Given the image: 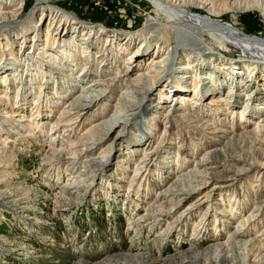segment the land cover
Masks as SVG:
<instances>
[{"label": "rangeland", "instance_id": "obj_1", "mask_svg": "<svg viewBox=\"0 0 264 264\" xmlns=\"http://www.w3.org/2000/svg\"><path fill=\"white\" fill-rule=\"evenodd\" d=\"M48 3L64 9L69 16L74 17V23L79 28L78 31L76 30L78 33L76 35L78 36L75 41L76 44L72 43L75 44L74 46L77 45L76 51H72V54L77 55V61L84 59L81 51L86 46H81L79 39L81 36L82 38L86 37L90 26H98L103 29L99 35L96 32L97 30L95 31L94 29L93 33H91L92 36L115 38L117 44L122 43L125 36L130 33L131 42L136 44L132 43L131 48H134L135 51L137 49L135 46L141 41L142 37L136 39L133 36L138 32L140 33V31H144L143 28L148 26L147 20L150 17H152L150 19L158 18L156 22L161 23L160 25L164 27L167 26L166 23L168 22L164 14L156 12L148 0H49ZM40 4V0H15L13 6H22V10L17 23L11 27L9 37L13 35L19 36L22 32L19 24L26 29L24 32L33 31L32 24L26 19L32 9L36 5L40 6ZM193 10L196 11L195 9ZM234 13H222L219 16V20L228 24L235 20V26L243 33L257 38H264L263 14L251 10H237ZM233 16H235L234 20ZM35 20L34 22L37 23ZM43 21L44 25H46L47 21ZM158 29L160 30L152 33L151 31L154 28L150 30L151 35L147 36L145 34L144 38L147 40V44H145L148 47V51L137 63V66H131L132 68L129 70H127L129 62L123 64L119 60V55L117 56V50L116 53H110L111 50L110 46L107 47L108 44L96 42L94 49L87 50V52L90 51L89 56L94 58L92 65L93 67L95 66L93 71H91L92 78L88 81L98 78V76H105V79L115 78L113 76H119L121 72L123 74L126 70H133L130 75H136L137 67H143L150 55L155 52L154 41L156 40L154 39L156 38L154 37L161 36L165 40L166 35H168L166 28ZM42 30L44 31V26ZM42 33H40V41L46 37L45 33ZM34 34L29 36H34ZM53 39L55 40L57 37ZM51 40L48 39V46L55 47L57 45L55 41L57 40ZM204 40L211 47V50H209L211 53L223 54V58L241 61L243 57H249L248 52L242 48L226 43H217L207 36H204ZM125 41L128 42L130 39L127 40L126 38ZM140 48L141 46L138 49ZM17 49V47L14 48V51L17 52ZM100 50H105V53L103 54V51L100 53ZM23 51L25 53V50L21 49V53ZM192 53H199L198 55L202 56L208 51L204 50V48H199V50H194ZM128 55H126V58ZM59 58L62 57L60 56ZM185 58L186 56H180L179 63L174 61L172 67L165 69L163 77L165 79L168 76L172 78L174 76L173 70L181 68L183 63H185ZM102 60H104L105 66H103ZM223 60L225 61V59ZM72 69L76 73H80L82 65L76 66L75 64ZM67 70L64 69L62 72L67 73ZM96 70L97 72H95ZM40 78L42 81L46 80L43 75ZM71 80L74 79L68 73L65 74L61 82L69 84ZM190 80L191 78L186 80L188 83L186 85L187 90H191L189 86ZM182 84L180 83L179 86H182ZM124 86L125 84L118 85L116 83L112 90L118 88V92H121L124 90ZM230 87L228 84L223 92L229 90L228 88ZM14 90L12 89V92ZM24 91L21 93L23 94L21 101L20 99L17 101L19 105L21 104L18 109L26 108L24 109L25 111L21 112V118L15 121L6 119L7 123L5 125L0 124V127L2 129L5 128L4 130L7 132L6 134V132L0 131V264H172V259L178 260L181 254L189 250L198 248L202 250L210 244L214 245L227 240L230 237V232L232 233L237 229L240 230L238 228L239 221L237 222V220L241 217L245 218L246 212L244 211L251 210L257 204L254 196L261 195L260 198L264 197V166H262L261 170H259V175L255 171V174L253 172L246 173L233 183V188L236 190L222 194V196L219 193H215L207 199V203L202 208H194L187 215L188 217L186 216L187 213H184L183 216L185 217L179 218L187 204L196 203L195 196L191 199V202L182 206L174 215L171 214L168 220L163 219L159 223L155 222L154 219L149 217L155 212L152 206L157 194L162 188H167L176 178L175 175H161L159 169L164 165H160L158 162L161 159H165V156L170 152L168 159L171 163L170 172H175L176 174L179 171L180 173L178 174H182L193 169L195 164L202 159V156H207L215 149H222L226 145L225 137L219 134L218 137H214L204 134L200 130H191L189 121H179L177 125L172 127L165 126L160 114L153 118L152 112H148L147 115V106H143L138 120L145 116H151L152 138L149 137V140L143 141L137 150L130 152L126 149V146L129 143H136L137 137L134 131H130L131 133L125 131V137L121 139L122 141H118L116 146H112L110 150L107 147H109L111 141L104 144L105 147L102 149H94L91 157L82 158L81 161L74 163L72 159L67 160V157L64 159L65 156L61 158L52 154L53 148H59L56 146L61 143L64 144L65 139L61 140L62 142L51 143L48 136L52 137L55 135V133H50L49 124L52 121L47 124L36 125L37 119L35 116L40 112V116L50 115L54 120H61V122L57 120L59 128L68 131L73 136L72 140L74 139V142H79L84 141L91 127L95 124V122L90 123L87 121L90 111L89 114L83 117V121L76 123L73 121L75 120L73 116L66 117V115H61L65 107L63 103L69 102V98H66V101H59L57 100L58 96L36 112V110H32L33 107H30L31 94L27 90L26 92ZM153 93L155 92H149V97ZM239 93V91L236 92V95H239ZM40 97L43 99V94ZM216 97L217 95L207 97L208 99L204 100V105L210 110L216 108L214 106ZM171 98H173V94L169 95L166 105L171 103ZM242 99L243 96H241L240 102H243ZM175 103L177 104L178 102L173 101L171 104ZM262 103L264 102L259 100L252 105V108L254 110L256 106L260 108ZM46 107L48 108L46 109ZM97 108V105L94 106L92 111ZM186 108L189 109V107ZM195 108L189 109V111L193 112L192 117L199 116L198 118H201L204 122L211 121L210 126L214 125L218 129H225L230 134L236 131L234 134L238 135L247 131L243 129L245 127H248V129L255 128L256 120L264 115V111L257 115L255 113L253 121L245 126L238 124L242 120L237 116H232V118L223 116V118H226L224 120L222 118L223 121H219L215 116L209 119L211 116L203 113L205 109L202 106L201 108L199 107V111ZM112 109L113 107L110 106L103 110L102 113L108 117ZM160 113H162V110ZM33 118H35V122L31 124ZM237 120L238 122H236ZM20 125H23L24 129ZM261 128L264 129V125ZM47 130H50L48 131L49 135ZM71 131L73 132L71 133ZM56 139L58 140L59 138L56 137ZM259 144L261 147L260 153L263 154L264 142L261 140ZM67 145L69 143L61 145L59 149L69 148L70 145ZM150 152H155V164L158 166L149 168L150 171L146 174L137 173L136 165L140 158L143 157V153L147 154ZM91 159L96 161V165L88 167V165H85V161H90ZM69 163L72 165H69ZM74 173H77V176L82 175V178L88 179L87 181L79 180L85 187H82V184H79L82 188L70 189L67 187V184L74 180L72 178ZM167 176L168 178H166ZM257 185L260 188H257ZM220 199L222 204L217 202ZM210 201L212 202L211 205H213L212 213L207 206ZM233 201L236 202L237 206ZM207 209L209 211L206 213ZM231 211L235 212L234 217H222L220 215ZM205 213L204 219H208L205 224V230L196 239L194 226L198 225ZM252 216H254L251 220L253 224L247 229L251 234L249 236L250 239L258 237L264 232V210H260L258 214L254 213ZM214 217L216 221L212 219Z\"/></svg>", "mask_w": 264, "mask_h": 264}, {"label": "bare ground", "instance_id": "obj_2", "mask_svg": "<svg viewBox=\"0 0 264 264\" xmlns=\"http://www.w3.org/2000/svg\"><path fill=\"white\" fill-rule=\"evenodd\" d=\"M148 1L156 12L164 14L165 19L168 20L166 23L167 26L164 27L160 25L161 23H157L156 19L158 18L150 19L152 18L150 17L149 20H147L148 26L143 28L144 31H140V33L138 32L133 36V38L136 37V39L142 37L141 41L135 46L137 47L135 51L134 48H131L133 42H131L130 33L125 36L122 43L117 44L115 38L110 39L108 37L99 36V38L92 36L91 33H93L92 31H94V29L95 31L97 30L96 32L98 35L101 34L103 29L98 26H90L89 31L86 33V37L82 38L81 36L79 39L81 46H86L85 48L82 47L83 50L80 48L82 50V58L84 59L77 61V55L75 56L72 54V51H76L77 45H74L78 38L76 35H78L77 31L79 27L74 23V17L69 16L64 9L51 5L48 3L49 0H40V6L36 5L26 19V21L32 24L33 31L26 33L24 32L26 29L19 24L22 31L19 36L13 35L9 37L11 27L18 21L22 6H13L15 0H0V124L5 125L7 123L6 119L15 121L21 118V112L25 111L24 109L26 108L18 109L21 104L19 105L17 101L18 99L21 101L23 95L21 94L22 91L25 90L24 92H26L27 90L32 96L30 98V107H33L32 110H36V112H38L40 108H43L46 103L49 101L52 102L54 98L58 96L57 100L59 101H66L65 99L69 98V102L63 103L65 107L63 106L64 108L61 115H66V117L73 116L75 119L73 121L76 123L83 121V117L89 114L90 111V116L87 121L90 123L95 122V124L91 127L84 141L79 142H74V139L72 140L73 136H71L68 131L59 128L58 121L61 122V120H54L50 115L45 117L40 116V112L35 116L37 119L36 125H43L52 121L49 124L51 131L47 130L48 135V131H50V133H55L52 137L48 136L51 143L54 144L55 142L57 143V141L65 139L63 143H69L70 145H67L69 148L61 149H59L61 145H64L62 143L56 146L59 148L52 147V154L61 158L65 156L64 159L67 157V160L72 159L74 163L81 161L82 158L91 157L94 149H102L105 147L104 144L111 141V144L107 147L110 150L112 146H116L118 141H122L121 139L125 137V131H134L137 137L136 143H129L126 146V149L130 152L137 150L138 146L143 141L149 140V137L152 138L153 129L151 126L152 121L150 120L151 116H145L138 120L143 106H147L148 110L146 114L148 115V112H152V115H154L153 118H156L157 114H160L165 126L172 127L173 125H177L179 121H189L191 130H200L204 134L214 137H218V134L225 137L226 145L222 149H215L207 156H202V159L200 161L198 160L199 162L195 164L193 169L182 174H178L180 173L179 171L176 174L175 172H170L171 163L168 160L170 152L165 156V159H161V161L158 162L160 165H164L159 169L161 175L167 174L176 176L175 180L173 179L174 181L172 180L173 182L167 188H162L153 203L152 207L155 212L153 215H150L149 218L159 223L163 219L168 220L171 214L174 215L182 206L191 202L194 196L196 197V203L187 204L184 208V212L179 218H182L184 213H187V216L194 208H202V206L207 203V199L215 193H219L222 196V194H227L236 190L233 188V183L236 180H239L249 172L254 173L255 171V173L257 172V175H259V170L264 166V153H260L261 147L259 144L261 140L264 142V129L261 128V126L264 125V115L256 120L257 124L255 128L248 129V127H245L243 129L247 131L238 135L234 134L236 131L230 134V132L228 131V133L225 129L221 130L214 127V125L210 126L211 121L204 122L201 118H198L199 116L192 117L191 115H193V112L189 111V109L191 110V108L195 107L199 111L202 106L205 109V112H203L204 109L202 112L211 116L209 119L215 116L219 121H223L227 116L230 118H232V116H237L242 120L239 121L240 123L238 124L245 126L253 121V116L264 111V103L261 104L260 108L258 106H256L255 110L252 108V105L257 103V101L261 100L264 102V38H257L243 33L235 26V16H233L234 21L229 24L222 23L221 20H219V16L222 13H234L237 10L257 11L264 15V0ZM192 9L196 11L193 10V12ZM34 20L37 23H35ZM43 20L47 21L46 25H44ZM43 26L44 31L42 30ZM153 28L154 30L151 31V33L160 30L158 28H166L168 35H166L165 40H163L161 36L154 37L156 38L154 39L156 40L154 41L155 52L150 55L147 63L143 65V67H137L136 75L138 76L130 75L133 70H127L132 68L131 66L136 67L137 63L148 51L146 45L147 40L144 37L146 35H151L150 30ZM39 32L45 33L46 37L44 36V40L41 39L40 41ZM33 33H35L34 36L30 37L29 35ZM204 36L212 38L217 43H226L242 48L248 52L249 57H243L241 61H234L229 58H223V54H213L209 51L211 47L204 40ZM54 37H57V39H55L57 41L53 39ZM126 38L127 40L130 39V41H125ZM48 39H52L57 45L55 47L48 46ZM98 41L101 42V44H108L107 47L110 46V53H116L117 50V56L119 55V60H121L123 64L129 62L127 70L123 74L121 72L119 76L112 75L115 78L110 79H105V76H98V78L88 81L92 78L91 71H93L95 66L93 67L92 65L94 58L89 56L90 51L87 52V50L94 49ZM73 42L75 44H72ZM133 44L136 45L135 43ZM139 46H141L140 49H138ZM16 47L18 48L17 52L14 51ZM199 48H204L208 53L205 55L202 54V56L198 55L199 53H192L194 50H199ZM21 49H24L25 53L23 51L22 54ZM101 51L103 50H100V53H102ZM27 52L29 53L26 54ZM104 53L105 50L103 51V54ZM127 54L129 55L126 58ZM60 56L62 58H59ZM180 56H186V60L184 59L185 63H183L181 68H173L174 76L172 78L168 76L165 79L163 77L165 69L172 67L174 61L178 62ZM223 59H225V61ZM103 61L104 60H102V63ZM75 64L76 66L82 65L80 73L73 71L72 68L75 67ZM103 66H105L104 63ZM64 69H68V72H62ZM95 72H97V70ZM68 73L74 80H71L69 84H64L61 81L65 74ZM186 73L188 75H184ZM42 75L46 77V80H40ZM190 78L191 83L189 86L191 90H187L186 85L188 83L186 80ZM116 83L118 85L125 84L124 90L121 92H118V88L112 90ZM180 83H183L182 86H179ZM228 84L231 87L228 88L229 90L226 92H223ZM43 85L45 86L44 88ZM12 89L15 90L12 92ZM46 90L48 91L45 92ZM152 91L155 93L149 97L148 93ZM238 91L240 93L236 95ZM42 94L43 99L40 97ZM171 94H173L171 103H173V101L178 103L166 105V103H168V97ZM212 95H217L215 98V105L210 101L216 108L210 110L204 105V100ZM241 96H243V102H240ZM155 100L157 101L153 104ZM96 105L98 108L92 111V108ZM110 106H112L113 109L109 113V116L106 117L102 112ZM186 107H189V109ZM47 108L48 107H46V109ZM161 110L162 113H160ZM223 116L226 117L223 118ZM35 118L32 119L31 124L35 122ZM238 120L236 122H238ZM21 128L24 129V126ZM4 129L0 127V131H3V133L6 132ZM62 132L64 137L62 136ZM72 132L73 131H71V133ZM56 137L59 139L57 140ZM154 155L155 152L143 153V157L140 158V161L136 165L137 173L143 175L150 171L149 168L158 166L155 164L156 159ZM72 164L69 163V165ZM85 165L91 167L96 165V161L94 159L85 161ZM80 176L81 178H79ZM72 178L74 180L67 184V187L70 189L85 187L79 180H88L85 177L82 178V175L77 176V173H74ZM166 178H168V176ZM79 184H82V187L79 186ZM257 188H260L259 185H257ZM260 196L261 195L254 196L257 204L254 205L251 210L255 211H244L246 212V216L244 215L245 218L241 217L237 220V222L239 221L238 228H240V230L237 229L232 233L230 232V237L227 240L218 242L214 245L210 244L202 250L200 248L189 250L181 254L178 260L172 259L171 263L264 264V232L258 237L250 239L249 236H251V234L247 230L248 227L253 224L251 220L254 216L252 215L254 213L258 214L260 210H264V197L260 198ZM221 199L217 201L218 204ZM233 202L236 205V202ZM211 204L212 202L210 201L207 206L208 209H211L212 213L213 205ZM220 204L222 203L220 202ZM208 209L206 213L209 211ZM206 213L202 216L203 219H200L198 225L194 226V236L196 235V239L202 235V231L205 230V224L206 221H208V219H204ZM227 213L228 212H225L220 215L222 217L235 216V212L231 211ZM212 219L216 221L215 217ZM200 247L202 246L200 245Z\"/></svg>", "mask_w": 264, "mask_h": 264}]
</instances>
